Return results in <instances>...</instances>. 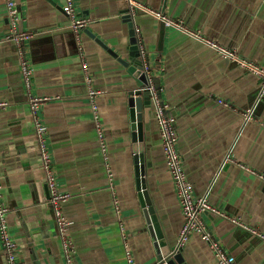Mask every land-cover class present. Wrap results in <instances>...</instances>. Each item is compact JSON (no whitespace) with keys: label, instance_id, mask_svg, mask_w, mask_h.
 <instances>
[{"label":"crops","instance_id":"obj_1","mask_svg":"<svg viewBox=\"0 0 264 264\" xmlns=\"http://www.w3.org/2000/svg\"><path fill=\"white\" fill-rule=\"evenodd\" d=\"M74 1L76 14L92 20L81 33V43L100 92L97 104L119 212L100 151L79 44L62 11L65 0H16L19 28L34 34L26 43L34 69L33 92L50 98L41 108V118L49 131L57 184L71 196L63 212L72 222L74 264H128L121 224L134 264H157L137 190L140 170L134 162L129 109V94L141 82L114 55L127 57L129 52L130 29L124 20L129 5L127 0ZM139 1L264 66V0ZM133 23L140 32L136 33L140 52L141 45L144 48V71L145 65L152 69V82L160 85L158 98L176 120L179 152L195 195L264 233V179L259 176L264 175L262 81L154 13L139 11ZM8 30L5 3L0 0V101L8 103L0 110V183L9 208V230L23 264H66L19 53L6 38ZM148 122L146 185L168 246L179 248L184 216L167 168L153 99ZM202 219L238 264H264V242L259 238L212 214L205 213ZM183 256L185 264H218L199 234L183 247ZM0 264H7L1 243Z\"/></svg>","mask_w":264,"mask_h":264},{"label":"built area","instance_id":"obj_2","mask_svg":"<svg viewBox=\"0 0 264 264\" xmlns=\"http://www.w3.org/2000/svg\"><path fill=\"white\" fill-rule=\"evenodd\" d=\"M74 2V0H65L62 11L67 16L70 23V28L75 34L79 44L83 73L88 88V99L93 112L100 151L108 174L109 188L114 195V205L117 209V212H119L120 201L116 195L115 178L110 164L108 143L103 123L100 118L101 116L99 113V106L97 104V98L100 95V92L94 87L93 75L90 71L89 64L86 61L85 53L81 43V33L89 27L92 20L87 17L78 16L75 11ZM4 3L9 26L8 35L6 38L12 41L18 49L20 73L22 76L23 85L27 92L29 108L35 125V134L40 149L41 162L46 172V182L50 194L49 202L55 212L59 237L63 246L64 259L66 264H74L75 249L73 240L69 233L72 222L63 212V206L71 196L68 193L62 192L57 184L56 172L49 144V131L41 118V108L49 102L50 98L39 96L33 92L32 80L34 69L31 64V59L29 58V50L26 47V43L34 38V34L23 31L19 28L20 14L16 0H4ZM127 3L132 16H135L139 11L154 13L158 18L162 19L166 25L177 28L178 30L183 31L192 37L202 39L204 42L211 45L217 54L222 58H226L237 63L249 73L259 77L262 81V94H264V66L241 58L238 54H236V52L223 47L218 42L205 39L199 32L188 29L182 20L172 19L155 12L145 6L139 0H127ZM136 33H140L138 29L136 30ZM139 43L141 44V42ZM141 52H144L143 45H141ZM145 71L147 72L150 79L148 89L152 94V99L156 107V114L162 138V148L165 155L167 168L172 177L184 216V223L179 240V248H183L190 241L194 234H199L202 239L209 244L211 250L215 254L218 264H238L236 257L229 253L207 229V226L202 219L203 214L209 213L223 220L229 221L233 225L248 231L263 242L264 233L258 231L250 225H247L242 220V218L230 215L225 210L212 205L208 198L198 197L195 195L194 186L186 173L184 162L179 152V136L175 126L176 120L174 117L168 114L166 107L162 105L160 99L158 98L156 86L154 85V82H152V69L145 65ZM219 102L225 107H231L229 103L224 102L223 100H219ZM7 106V102L0 101V110L6 108ZM245 170L253 172L247 168H245ZM259 176L260 178L264 179L263 174ZM8 214L9 208L3 200L2 186L0 183V243L5 252L7 264H23L18 254V244L12 237L9 230ZM121 235L127 263L134 264L135 259L133 256V251L130 246L129 237L124 224H121Z\"/></svg>","mask_w":264,"mask_h":264},{"label":"water","instance_id":"obj_3","mask_svg":"<svg viewBox=\"0 0 264 264\" xmlns=\"http://www.w3.org/2000/svg\"><path fill=\"white\" fill-rule=\"evenodd\" d=\"M124 20L128 23L130 29L131 44L129 47V52L127 57L118 56L115 53L114 55H116L119 62L128 67L129 70L141 82V86L129 94L131 130L133 132V140L136 143L134 146V162L137 165V169L140 170L139 177L137 176L138 195L141 206L144 210V215L151 233L152 240L154 242L155 252L158 259L157 264H185L183 248L168 246L165 235L161 229L153 201L147 189L145 180L146 165L144 130L149 128L148 119L152 110V94L148 89L150 82L147 73L144 71V62L141 59L142 54L140 52V44L136 36L133 16L128 14L124 16ZM155 82L158 83V80L154 81V83ZM157 88L160 90V85H156V89ZM157 94L160 97V92ZM161 103L164 105L162 101Z\"/></svg>","mask_w":264,"mask_h":264}]
</instances>
